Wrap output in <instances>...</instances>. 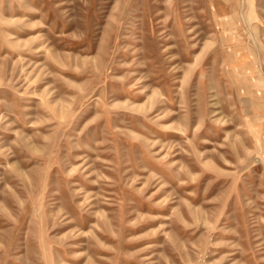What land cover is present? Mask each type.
I'll use <instances>...</instances> for the list:
<instances>
[{
    "label": "rangeland",
    "instance_id": "374dc122",
    "mask_svg": "<svg viewBox=\"0 0 264 264\" xmlns=\"http://www.w3.org/2000/svg\"><path fill=\"white\" fill-rule=\"evenodd\" d=\"M0 264H264V0H0Z\"/></svg>",
    "mask_w": 264,
    "mask_h": 264
}]
</instances>
